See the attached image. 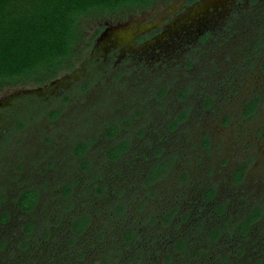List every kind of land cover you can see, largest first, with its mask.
Masks as SVG:
<instances>
[{"label":"rangeland","instance_id":"374dc122","mask_svg":"<svg viewBox=\"0 0 264 264\" xmlns=\"http://www.w3.org/2000/svg\"><path fill=\"white\" fill-rule=\"evenodd\" d=\"M96 15L80 16L77 53L55 77L0 85V215H8L0 264H98L108 255L117 264H264V206L238 231L264 197V0H152ZM182 110L186 118L170 128ZM123 118L129 126L107 137V125ZM120 139L129 148L108 159ZM80 141L88 148L76 157ZM166 157L167 173L145 184L148 168ZM206 187L215 190L208 200ZM25 188H36L39 201L22 212L16 196ZM84 213L89 224L70 241L69 219ZM179 237L186 247L174 251Z\"/></svg>","mask_w":264,"mask_h":264},{"label":"trees","instance_id":"16d2710c","mask_svg":"<svg viewBox=\"0 0 264 264\" xmlns=\"http://www.w3.org/2000/svg\"><path fill=\"white\" fill-rule=\"evenodd\" d=\"M152 0H0V85L12 83L20 79L32 80L43 83L55 77L65 65L70 64L71 58L76 54L75 46L82 37L79 29V18L82 15L96 13H114L131 11L133 8H145ZM96 15V16H97ZM138 39H141L138 37ZM90 44V43H89ZM163 90L160 91V95ZM180 96H185V90L180 91ZM256 98L250 99L244 106L243 113L250 115L256 107ZM210 102H205L208 105ZM56 111L51 113V117ZM187 112L182 110L169 122L170 128H175L185 119ZM130 120L123 118L107 125L105 135L113 137L122 128L129 126ZM207 141L205 140L204 143ZM130 145L128 139H120L108 146L105 150L107 158L117 159ZM88 148L87 142H77L73 145L72 153L76 157L84 155ZM160 150L156 152L159 153ZM172 161L169 157L153 163L144 177L145 184L157 181L167 173ZM82 168H87L88 162H81ZM185 173L182 174V177ZM243 178V166L237 167L232 174V181L238 183ZM71 184L65 183L62 195L69 194ZM215 193L213 187L203 191V199H211ZM36 200V190H23L18 198L17 205L22 210H29ZM264 206L256 205L247 211L246 216L239 222L238 231L245 233L250 225L260 217ZM224 203L215 206L218 212L223 210ZM117 213L121 212L123 205L112 207ZM176 208L165 211L161 220L170 222ZM184 217V215H183ZM1 220L7 219L3 213ZM88 217H76L71 223L73 233H80L87 225ZM32 229V223H27L25 231ZM220 235V228L215 227L207 231L210 241H215ZM125 241L133 238L132 231L123 234ZM72 238H70V241ZM187 244L185 237L174 239V251H182ZM199 252H195L198 255ZM170 260V255L166 258ZM22 264H33L25 261ZM98 264H117V260L110 255L102 258ZM131 264V263H130Z\"/></svg>","mask_w":264,"mask_h":264},{"label":"flooded vegetation","instance_id":"af4514ba","mask_svg":"<svg viewBox=\"0 0 264 264\" xmlns=\"http://www.w3.org/2000/svg\"><path fill=\"white\" fill-rule=\"evenodd\" d=\"M156 32V30L155 29H153V30H151L149 33V35H153L154 33ZM148 34V33H147ZM151 35V36H152ZM138 37H140L141 39H138ZM146 37V35H145V33L144 34H141V35H138L137 36V39L138 40H143L144 38ZM147 39V38H146ZM186 118V117H185ZM182 122V121H181ZM118 133V132H117ZM72 150H73V148H72ZM124 153V152H123ZM106 156V155H105ZM107 157V156H106ZM109 159V158H108ZM111 160V159H110ZM153 183V182H152ZM151 184V183H150ZM207 188V187H206ZM206 188H204V190L206 189ZM28 190V189H35L36 190V200H35V203H34V205H33V207L31 208V209H29V210H22V209H20L19 207H18V205H17V207L20 209V211H22V212H26V211H32L33 209H35V207L37 206V203H38V201H39V193H38V191H37V189L36 188H25V189H22L18 194H17V196H16V204H17V198H18V196H19V194L23 191V190ZM62 190V189H61ZM203 190V191H204ZM203 191H202V198H203ZM61 193H62V191H61ZM68 195V194H67ZM67 195H65V196H67ZM62 196H64V195H62ZM115 206V205H114ZM114 212H115V215H119V213H117L115 210H113ZM247 213V212H246ZM246 213L242 216V217H245L246 216ZM7 214V213H6ZM161 215H162V213H161ZM161 215H160V217H161ZM0 217H1V215H0ZM7 217H8V215H7ZM76 217H88L89 219H88V222H87V225L89 224V221H90V216L88 215V214H86V213H84V214H74L73 216H71V219H69V224H68V227H69V231H70V233H71V236H69L70 238H74L76 235H79L80 233H82L83 231H84V229H86V227H87V225H86V227L80 232V233H77V234H75V233H73V231L71 230V223H72V221L76 218ZM173 217V216H172ZM171 220H172V218H171ZM170 220V221H171ZM28 223H30V222H28ZM27 224V223H26ZM26 224H25V226H26ZM32 229H33V224H32ZM31 229V230H32ZM30 230V231H31ZM128 231H131V230H128ZM133 232V231H132ZM28 233V232H27ZM125 233V232H124ZM123 233V234H124ZM45 235H47V233L45 232L44 233Z\"/></svg>","mask_w":264,"mask_h":264}]
</instances>
